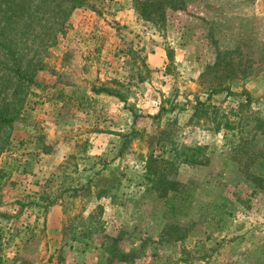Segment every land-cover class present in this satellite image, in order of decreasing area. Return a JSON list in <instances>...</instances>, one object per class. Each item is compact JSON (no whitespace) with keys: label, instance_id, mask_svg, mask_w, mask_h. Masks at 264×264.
Wrapping results in <instances>:
<instances>
[{"label":"rangeland","instance_id":"rangeland-1","mask_svg":"<svg viewBox=\"0 0 264 264\" xmlns=\"http://www.w3.org/2000/svg\"><path fill=\"white\" fill-rule=\"evenodd\" d=\"M133 8L0 0V264H264V0H184L157 24Z\"/></svg>","mask_w":264,"mask_h":264},{"label":"trees","instance_id":"trees-1","mask_svg":"<svg viewBox=\"0 0 264 264\" xmlns=\"http://www.w3.org/2000/svg\"><path fill=\"white\" fill-rule=\"evenodd\" d=\"M132 2L136 17L140 20H143L145 22H150L153 24H157L159 22L164 21L165 12L168 9L176 11V10H182L184 7V0H132ZM2 48L6 50L7 55L10 56L11 58V56L14 54L13 50L8 48L6 49L5 47ZM11 72H13L14 76H16L18 80H22V81L24 80V78L20 75L18 71L12 69ZM91 93H93L94 95L105 94L109 96L118 97L120 100H123L122 95H120L116 91L112 92L104 87L101 88L93 87L91 89ZM58 97L60 98V100L63 101L64 99L72 98L73 94L69 95V97H66L64 91L59 90ZM82 99H83V95L80 96L81 101ZM196 105H197L196 109H205L204 102L201 103L198 101ZM10 123H11L10 119L0 116V125H9ZM223 127L229 130H235L237 129L238 126L234 123H229L226 121ZM257 128L262 131V133L260 134L264 140V130H262L261 125L257 126ZM183 154H184V159H182V163L195 166V165H203L206 164L207 162L206 158L202 153V148H196V149L187 148L184 150V153H181L180 155L183 156ZM253 162L254 163H252L250 170L248 172L251 175L252 181L256 184V186L262 188L264 184V152ZM152 168H153L152 165H150V167L147 168V172H150ZM149 181L152 183L151 188L160 191V193L162 194V197L164 199V210L166 212H173L176 209L177 207L176 204L179 200L183 202V197H178V195L175 194V190L173 187L172 190L169 191V188L173 183H168L165 179V176L162 175L161 173L156 172V174H154V178H150ZM175 199L177 202L175 201ZM50 205H53V203ZM50 205L44 206L43 207L44 210H46ZM35 206L40 207L37 204Z\"/></svg>","mask_w":264,"mask_h":264},{"label":"crops","instance_id":"crops-1","mask_svg":"<svg viewBox=\"0 0 264 264\" xmlns=\"http://www.w3.org/2000/svg\"><path fill=\"white\" fill-rule=\"evenodd\" d=\"M208 22V26H215L216 24L213 22V19H208L207 17H205L204 22ZM163 55L160 52H156L155 54H150L148 56V63L150 64L151 68H158L162 63H163ZM163 65V64H162ZM149 67V68H150ZM59 209L57 208V206H53L50 210V212L48 213L46 222H47V226L48 229L51 231V229L55 230L59 228Z\"/></svg>","mask_w":264,"mask_h":264}]
</instances>
